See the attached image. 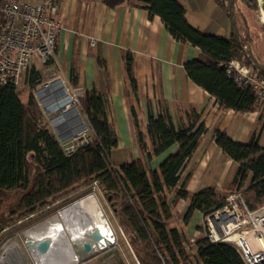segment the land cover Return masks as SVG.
<instances>
[{
    "label": "trees",
    "instance_id": "16d2710c",
    "mask_svg": "<svg viewBox=\"0 0 264 264\" xmlns=\"http://www.w3.org/2000/svg\"><path fill=\"white\" fill-rule=\"evenodd\" d=\"M131 1L132 5L146 8L150 16L158 15L177 41L200 49L199 56L184 63V70L188 78L215 98L220 108L238 112L257 109L253 93L237 87L225 71L226 63L235 59L264 78V66L243 48L244 41L240 37L205 33L192 26L179 0ZM212 1L231 17L234 0ZM231 19L235 23L234 18ZM123 59L131 94L136 97L131 53L125 52ZM26 82L30 88L38 85L41 82L39 71L32 67ZM20 93L11 84H0V191L23 192L17 211L32 214L75 187L96 182L140 264L189 261L188 244L191 242L171 223L175 204L180 199H188L182 218V222L187 223L194 211H208L223 200L214 187H203L188 194L186 182L191 172L181 177L203 132V124L197 125L196 114L188 115L186 124L176 125L168 104L159 101L156 113L148 107L147 123L142 131L131 107L140 156L114 167L109 156L117 145V138L104 94L83 90L80 105L91 128L90 142L67 156L44 121L32 94L22 102ZM214 141L237 163L231 182L236 190L241 191L250 208L262 205L264 146L258 144L254 135L246 142L235 141L225 130L219 129L214 131ZM164 152L167 153L158 166L152 167L150 161ZM246 181L248 184L244 186ZM194 245L202 264H243L235 248L228 243H205L199 238Z\"/></svg>",
    "mask_w": 264,
    "mask_h": 264
},
{
    "label": "crops",
    "instance_id": "0c3cea01",
    "mask_svg": "<svg viewBox=\"0 0 264 264\" xmlns=\"http://www.w3.org/2000/svg\"><path fill=\"white\" fill-rule=\"evenodd\" d=\"M179 1L184 5L186 20L202 32L240 37L231 17L214 1ZM131 2L64 0L61 3L62 25L56 40L55 56L59 77L67 85L86 91L95 90L107 97L108 117L117 138V145L109 156L112 166L117 167L140 156L131 107L140 130L144 131L148 107L156 113L158 102L164 101L176 125L186 124L192 112L197 115V125L203 124L198 147L181 174L183 178L188 171L191 172L186 182L188 194L207 186L214 187L217 194L230 189L237 163L217 147L214 131L225 130L233 140L241 142L254 135L258 144L264 146L262 108L258 106L246 112L220 108L215 98L188 78L184 70V63L199 56L200 49L177 41L158 15L150 16L146 8ZM91 40L95 41L94 45L90 44ZM125 52L132 55L136 97L131 94L125 74ZM40 96L44 103L52 99L45 93H40ZM50 103L44 106L46 112ZM46 112L42 113L43 119L48 121L49 128L52 126L51 132L59 143L70 139L74 129L78 132L79 120L73 111L60 112L50 118L45 117ZM83 120L90 127L88 121ZM166 153L154 157L150 165L157 167ZM187 205L188 199L177 201L171 223L180 228L182 236L191 240L198 232L201 218L200 211L196 210L187 223H183Z\"/></svg>",
    "mask_w": 264,
    "mask_h": 264
},
{
    "label": "built area",
    "instance_id": "2783aa9c",
    "mask_svg": "<svg viewBox=\"0 0 264 264\" xmlns=\"http://www.w3.org/2000/svg\"><path fill=\"white\" fill-rule=\"evenodd\" d=\"M63 1L0 2V84H11L20 91L29 75L28 70L36 63L53 71L50 74L53 82L48 86L57 83L58 90L55 87L52 91L62 90L64 97L68 98L61 113L73 111L79 120L77 127L84 124V128L75 132L69 141L60 143L64 154L69 156L90 142L92 132L83 120L82 88L67 85L57 74L56 40L62 25L60 5ZM90 44L94 45L95 41L91 40ZM225 71L237 87L253 93L254 104L264 107V78L235 59L226 63ZM39 91L36 93L41 97ZM54 110L58 109L48 112ZM200 218L201 231L197 233L205 243H228L235 248L243 264H264V203L250 208L241 191L236 190L228 193L219 205L200 211Z\"/></svg>",
    "mask_w": 264,
    "mask_h": 264
},
{
    "label": "rangeland",
    "instance_id": "374dc122",
    "mask_svg": "<svg viewBox=\"0 0 264 264\" xmlns=\"http://www.w3.org/2000/svg\"><path fill=\"white\" fill-rule=\"evenodd\" d=\"M27 1L33 2V0ZM230 15L232 18H234L238 35L243 41H245L246 47L244 49L251 53L252 58L257 63L264 66V21L262 20L264 17V0H251L249 4L242 0H234L233 10ZM32 67L39 71L41 75V82L34 88H30L26 82L27 77H25V82L23 88L20 90L21 93L19 94V98L21 101L25 102L29 92V94H32L34 99L37 101L41 114H45L44 112L46 111L44 110V106L52 102L54 99L44 103L45 100L38 96L36 90H40V93H45L46 97L48 98L51 96V94L58 90V87H56L55 91H52L51 88H48V83L50 84L53 82L52 77L50 76L53 71L50 68L36 63L30 67L28 72L31 71ZM261 108L264 112V107ZM60 112H62V109L46 112L45 117L47 116L46 118H50ZM84 117V119L87 120L86 116ZM46 122L48 123V121ZM51 127L52 126H50V129ZM71 138L72 137H70V139ZM67 141L62 142V144L66 143ZM247 184L248 181L244 183V186ZM233 191H236V185H233V187L230 189L227 188V190H221L219 194L223 199L228 193ZM22 194L23 192L20 190L0 191V245L6 240H9V238L10 240L17 238L22 246V249L26 252L31 264L32 259L27 252L29 246L26 244V241L30 239L33 240L35 238L26 236L24 232L28 228L42 222L43 220L56 215L60 209L87 197L89 194L95 196L98 199L101 210L109 219V222L115 233V243L108 245L95 254L81 258L80 261L76 262L75 264H140L137 260L133 247H131L128 242L127 235L125 234L123 228L117 223V220L113 216L110 207L105 200V196L98 185L91 184L90 186L75 187L74 190L70 191L60 199L51 201L47 205L40 207L36 212L26 215L22 213L23 211H17L19 198ZM73 217H82L86 219L82 214L73 215L69 219ZM69 219L66 222H68ZM66 222L63 224L64 230ZM199 227L197 226V230L201 231V227ZM183 238L185 240H189L190 242L191 240L195 242L196 239L200 238V234L197 233L191 240L189 237H185L184 235ZM194 242L188 244L190 248L189 261L182 262L180 264H202L197 256Z\"/></svg>",
    "mask_w": 264,
    "mask_h": 264
},
{
    "label": "bare ground",
    "instance_id": "6f19581e",
    "mask_svg": "<svg viewBox=\"0 0 264 264\" xmlns=\"http://www.w3.org/2000/svg\"><path fill=\"white\" fill-rule=\"evenodd\" d=\"M262 20L264 21V17ZM56 86L57 83L49 85L48 88ZM61 91L51 94L50 98L54 99V102L49 109L65 108L68 98L64 97ZM76 130L74 129L73 133ZM78 214L84 215L87 220L82 217L69 219ZM68 219L69 221L66 222ZM64 222H66L65 230ZM77 225H83L104 236H109L115 243V233L109 219L101 210L98 199L89 194L87 197L60 209L56 215L43 220L24 232L26 236L40 239H46V236H49L45 247L37 248L34 245L28 247L27 252L32 259V264H75L80 261L82 257L72 248L67 234L68 231L72 233ZM9 240L0 245V264H31L18 239Z\"/></svg>",
    "mask_w": 264,
    "mask_h": 264
},
{
    "label": "water",
    "instance_id": "95a60500",
    "mask_svg": "<svg viewBox=\"0 0 264 264\" xmlns=\"http://www.w3.org/2000/svg\"><path fill=\"white\" fill-rule=\"evenodd\" d=\"M231 3L232 2L230 1L229 5H231ZM49 108L48 110H51ZM61 116L62 115H59L58 117ZM80 128H84V124H81L78 127V130ZM67 234L72 248L77 254L81 255L82 258L95 254L99 250L104 249L108 245L113 244V240L109 236H104L98 231L87 228L83 225H77V227H74L72 233L68 231ZM48 237L49 236H46V239H30L26 241V244L28 246L34 245L37 248H43L46 246L47 239H49Z\"/></svg>",
    "mask_w": 264,
    "mask_h": 264
}]
</instances>
